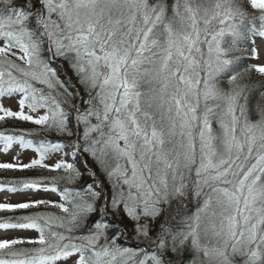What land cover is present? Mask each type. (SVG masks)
Segmentation results:
<instances>
[{
  "label": "snow or ice",
  "instance_id": "obj_1",
  "mask_svg": "<svg viewBox=\"0 0 264 264\" xmlns=\"http://www.w3.org/2000/svg\"><path fill=\"white\" fill-rule=\"evenodd\" d=\"M0 5V98L18 97L17 111L0 104V122H29L75 137L34 144L25 135L38 130L0 133L5 152L18 143L37 154L26 164L0 163V170L62 172L59 178L74 184L82 174L74 162L46 160L66 147L74 156L88 154L112 186V208H122L138 241L155 245L150 252L122 248L105 236L109 225L88 224L94 202L104 197L106 208L109 198L87 184L66 187L61 203H0V212L43 204L63 213L0 220V229L38 233L35 239H0V264H56L73 256L74 264H167L169 251L177 257L192 253L191 264H264V91L256 102L260 119L252 120L253 89L240 83L253 74L264 78V65L246 63L259 56L254 37L264 48V0ZM55 59L73 69L88 93V108L74 102L77 94L51 66ZM41 187L48 189L43 179L0 182V190L11 193ZM193 201L195 211L180 215L178 229L167 220L157 223L166 215L164 205L183 208ZM153 224L157 231L150 235Z\"/></svg>",
  "mask_w": 264,
  "mask_h": 264
},
{
  "label": "trees",
  "instance_id": "obj_2",
  "mask_svg": "<svg viewBox=\"0 0 264 264\" xmlns=\"http://www.w3.org/2000/svg\"><path fill=\"white\" fill-rule=\"evenodd\" d=\"M174 0H168V3H173ZM15 4H24L26 3V0H14ZM2 7V5H0ZM249 8V7H248ZM19 62V61H18ZM248 64V62H247ZM51 66L55 68L59 72V68L56 65L55 60L52 61ZM60 79L65 83V85L68 87V90L72 92L75 95L74 102L81 107V109H86L89 107L88 104L84 103V101L88 100V93L85 90L84 86L79 83L78 77L76 76L73 69L68 65V63L65 61V67H64V75L60 72L58 73ZM254 75V74H253ZM252 75V78H254ZM251 78V77H250ZM259 79V77H258ZM246 85H250L253 89L251 97H250V119L256 120L259 119L260 115L256 111V102L260 100L259 92L264 91V87H257V85L254 82L246 83ZM62 92L63 90L60 89ZM61 101L64 100V97H58ZM71 99V98H69ZM64 108L66 110H71V106L68 103H65ZM75 120L73 117L72 125L74 127ZM81 127V134L83 125ZM31 130H38V134L33 135H25L26 140H31L34 144H39L42 140L51 141L52 143L56 142H64L67 143L71 140H74L75 137H68L66 135L61 136L57 135L54 131L48 132L43 130L40 126L31 124L29 122H23V121H17L13 119H6L3 122H0V133L4 134H12V135H21L24 132L31 131ZM63 152L70 153L72 152L70 147H66L63 149ZM35 153V152H34ZM68 162H74L77 169L81 171L80 178L74 183V184H67L64 180L60 179L64 173L62 172H51L45 169H28L25 171H12V170H0V182H7V181H15V180H22V179H43L44 182L48 185V188H51L53 186V179H55V188L56 193L60 194L59 198H48L45 197L46 201L58 203L63 202L61 199V194L64 191V189L70 188V189H80L87 184L93 185V187H96L98 190L102 189L105 195L109 198L108 206L104 207V197H101L99 200L95 201V207L96 211L91 213L88 217V224H94V223H102L107 224L109 227L107 228L105 232V236L109 239L115 237V244L116 240H119L120 242H124L121 238L128 233L129 235L133 236L135 238L136 233L133 230V222L126 216V214L123 213L122 208L121 209H111V211L107 212V209L110 207V197H111V184L106 179V174L104 171L100 168V166L96 163V161L89 156L88 154L83 155H73L71 156L70 160ZM95 174V175H93ZM96 180H95V179ZM89 201L91 202V199L87 197ZM166 210V215L157 221V223L164 222L167 220L169 224L173 226V229L176 230L180 227L178 220L180 215H188L191 214V212L195 211L196 204L193 201L191 204H188L187 207L183 208H177L175 202H173V205L171 208H168L167 205L163 206ZM36 212L44 213V214H55V215H63V213H60V211L54 207L51 206H45L41 204L38 208L33 209H27V210H21L16 213H7V212H0V220H7L10 217H15L17 215H31ZM152 232L150 235H154V233L157 231V224H153L151 226ZM57 231H63L62 229H53ZM87 231V228H81L77 229L75 234L79 233H85ZM9 239L11 236L7 235ZM24 238H31L35 239L38 237V234H33L32 236H20ZM18 238V237H15ZM136 240V238H135ZM105 241L102 238L100 243L103 244ZM128 244V243H126ZM141 242H138V245H126L117 243L116 246L119 247H132V248H143L141 245ZM21 247H36L35 245H23ZM150 248H154L155 245H150ZM149 250V249H147ZM170 253L166 255L168 259H170ZM188 256L187 258H189ZM187 260L183 259L182 261ZM171 261V260H170ZM169 264V262L167 263Z\"/></svg>",
  "mask_w": 264,
  "mask_h": 264
},
{
  "label": "rangeland",
  "instance_id": "obj_3",
  "mask_svg": "<svg viewBox=\"0 0 264 264\" xmlns=\"http://www.w3.org/2000/svg\"><path fill=\"white\" fill-rule=\"evenodd\" d=\"M248 10L250 12H253V13L258 15V12L256 10L251 9L250 6H249ZM254 39L256 40V45L258 48L259 56L257 59H248L246 61V63L248 62V64L264 65V48L260 47L261 39L258 37H254ZM0 43H2V42H0ZM55 62H56L57 67L59 68V72L64 75L65 61H63L61 59H55ZM59 72L57 71V75H59L58 74ZM253 77L254 78H252V76H251V78L249 76H244L240 80V83L246 84V83L254 82L257 85V87L261 88L262 83H264V78H261L256 74H254ZM258 77H259V79H258ZM222 86L225 89H227V83L226 82ZM17 100H18V97L0 98V104H3L4 107L10 108L13 111H17L18 110ZM25 111L27 112V109H25ZM43 112H44V110H41L40 113H32V115L36 116L39 114H43ZM259 119H260V117H259ZM256 120H258V119H256ZM65 153L63 152V150H61L59 152L50 153L47 160H46V163L54 164L55 162H57L59 160L69 161L71 156H72V152L68 153V155H65ZM35 158H37V154L34 153V151L32 149L22 150L18 143H14L12 145V147L7 152H5L4 151V142L2 139H0V163H17V162H19V163H25L26 164ZM106 179L108 180L107 177H106ZM110 188L112 189V186ZM45 197L52 198V199L58 198L55 191H52L50 188H48L47 190L45 188L22 189L21 191L16 192V193H11V192H8L7 190H0V203H13V204L24 203V202H30V201L45 200ZM86 199H87V197H86ZM111 209H113V208L110 205V207L107 209V212L111 211ZM33 234H38V233L35 230H24V231H22V230H3V229H0V236H1L0 239L8 238L7 236H3V235L32 236ZM135 238H136V235H135ZM135 238L133 236L129 235L128 233H126V235L123 236V238H121L124 242H120L119 240H116V244L117 243H120V244L124 243L125 246L126 245L132 246L134 244L138 245V242L140 241L141 242L140 245L144 249H149L148 250L149 252L155 248V247L154 248L149 247L151 244L154 245L151 242V240H145L143 237H141L138 241L137 238H136V240H135ZM126 243H128V244H126ZM169 253L171 255L170 259L167 260V263L169 262V264H179V261L182 260V258L187 259V260H184L185 264H191V261L193 259V254L190 252H186L180 257H177L175 254L171 253L170 251H169ZM188 256H190V257L187 258ZM77 258H78L77 256L67 257V258L62 257L60 260L56 261V264H74V260ZM164 259H168V258L165 256ZM197 264H198V261H197Z\"/></svg>",
  "mask_w": 264,
  "mask_h": 264
}]
</instances>
